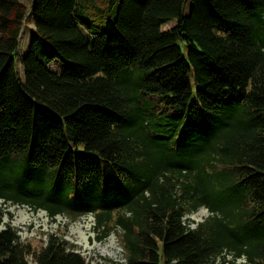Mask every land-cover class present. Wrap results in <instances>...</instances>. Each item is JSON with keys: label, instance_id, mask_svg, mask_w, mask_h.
<instances>
[{"label": "trees", "instance_id": "obj_1", "mask_svg": "<svg viewBox=\"0 0 264 264\" xmlns=\"http://www.w3.org/2000/svg\"><path fill=\"white\" fill-rule=\"evenodd\" d=\"M30 1L0 0V264H90L10 205L91 215L97 264H264V0Z\"/></svg>", "mask_w": 264, "mask_h": 264}, {"label": "rangeland", "instance_id": "obj_2", "mask_svg": "<svg viewBox=\"0 0 264 264\" xmlns=\"http://www.w3.org/2000/svg\"><path fill=\"white\" fill-rule=\"evenodd\" d=\"M22 1L26 7H29L30 0ZM173 23L174 21L163 25L162 29L171 27ZM31 27L32 21L27 18L20 34L19 50L22 53L27 45ZM52 68H58V65L53 64ZM5 211L6 214L3 215L2 222L8 223L15 229L19 239L24 243H29L32 247L37 248L43 245L48 235L53 234L62 236L90 264L102 263L108 260H122V250L116 233L112 232L102 241H98L93 230V218L89 214L69 222V219L62 215H57L51 219L44 210L33 211L22 205H10L6 207ZM208 214L206 208L200 207L195 212L186 215V218L194 222L191 224V227H194L195 223L201 222ZM109 240L113 243L112 247L107 246ZM224 264H243V259L234 262L226 261Z\"/></svg>", "mask_w": 264, "mask_h": 264}, {"label": "bare ground", "instance_id": "obj_3", "mask_svg": "<svg viewBox=\"0 0 264 264\" xmlns=\"http://www.w3.org/2000/svg\"><path fill=\"white\" fill-rule=\"evenodd\" d=\"M111 238V237H110ZM112 240V239H111ZM111 240H109V243H108V245L107 246H110V247H112L113 246V243H112V241Z\"/></svg>", "mask_w": 264, "mask_h": 264}]
</instances>
